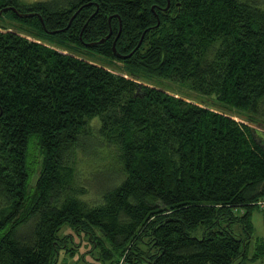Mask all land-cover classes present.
Wrapping results in <instances>:
<instances>
[{"label": "trees", "instance_id": "obj_1", "mask_svg": "<svg viewBox=\"0 0 264 264\" xmlns=\"http://www.w3.org/2000/svg\"><path fill=\"white\" fill-rule=\"evenodd\" d=\"M0 11L16 23L0 25V264L75 257L65 226L108 264L264 255L258 240L249 257L264 141L233 117L264 127V0H0Z\"/></svg>", "mask_w": 264, "mask_h": 264}, {"label": "rangeland", "instance_id": "obj_2", "mask_svg": "<svg viewBox=\"0 0 264 264\" xmlns=\"http://www.w3.org/2000/svg\"><path fill=\"white\" fill-rule=\"evenodd\" d=\"M29 1H33V0H29ZM3 15V14H2ZM7 24L8 26H15L16 23L15 21H13L8 15H5L3 18L0 19V25L3 26ZM27 36V35H26ZM29 38V36H28ZM30 39H34L32 37H30ZM49 44V43H48ZM51 45V44H50ZM62 52L65 53H71V50H65V49H60ZM90 61L93 62H99V63H103L106 64V61L102 60L100 57H89ZM113 72L118 73V74H123L129 78L134 79L136 82L140 83V84H144L147 86H151V87H158L160 89H164L166 90L168 93L176 95L178 97H183L186 98L188 97L190 101H195V102H200V98L195 96L193 93H190L186 90H182L179 87H177L174 84H171L169 82H165V81H160L159 79H155V78H141V77H132L130 75H128L125 71L124 65L120 62H113L112 65H109L108 63L106 64ZM236 120L244 122L248 125H250L251 127H253V129L255 131H259V137L264 141V127L262 126H258V125H254V124H250L249 122H247V120H245V117H243L242 115H234L233 116ZM36 150V149H35ZM37 151V150H36ZM36 153V152H35ZM38 154V152H37ZM39 156V154H38ZM91 158V156H88ZM86 159V161H83L85 163H83L82 167H89L91 170L93 167H98V168H102L103 167H107L106 162L104 161H100V160H92V159ZM41 160V159H40ZM88 160V161H87ZM91 193L93 192L92 189ZM93 195H89L88 199H92ZM93 200V199H92ZM253 223H254V227H255V234L254 237L251 239V248L249 251V257L252 258L254 255L258 254V249H257V243L258 240L262 243L264 241V212L259 211V210H255L253 213ZM233 229L236 232V234H238L239 236L243 235L246 236V233L244 231H242V229L240 228V226L238 224H233ZM99 236L100 233H97ZM193 235H198L200 236V233H195ZM60 237L61 238H66L67 240V246L69 248L74 249L76 252V256L75 257H71L70 256V252H67L66 249H62L60 251V255H59V259H58V264H108V262H104L102 260H96L94 258H98L99 254L95 253V255H91L90 253H87V251H89L92 246H94V244L90 241L89 235L86 233H77L74 229H72L69 226H65L63 227V229L60 232ZM121 262H123L122 258L119 259ZM119 261V263H120ZM116 264H118L117 262H115ZM123 264V263H122ZM246 264H264V255L263 254H258V256L254 259V260H248L246 262Z\"/></svg>", "mask_w": 264, "mask_h": 264}, {"label": "water", "instance_id": "obj_3", "mask_svg": "<svg viewBox=\"0 0 264 264\" xmlns=\"http://www.w3.org/2000/svg\"><path fill=\"white\" fill-rule=\"evenodd\" d=\"M11 10L12 11H15L14 9H12L11 8ZM4 11H6V10H4ZM4 11H0V16L3 14V12ZM121 26V25H120ZM106 39H102L101 41H99V42H97V43H95V44H102V43H104V41H105ZM141 44V43H140ZM88 46H90L91 44H87ZM138 48V47H137ZM114 50L116 51V49H115V45H114ZM129 56H131V55H129ZM129 56H127V57H129Z\"/></svg>", "mask_w": 264, "mask_h": 264}, {"label": "built area", "instance_id": "obj_4", "mask_svg": "<svg viewBox=\"0 0 264 264\" xmlns=\"http://www.w3.org/2000/svg\"><path fill=\"white\" fill-rule=\"evenodd\" d=\"M258 204L260 205L261 208H264V200H261Z\"/></svg>", "mask_w": 264, "mask_h": 264}]
</instances>
